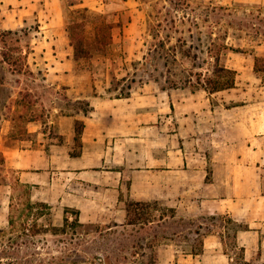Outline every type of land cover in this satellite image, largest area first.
<instances>
[{
    "label": "crops",
    "instance_id": "1",
    "mask_svg": "<svg viewBox=\"0 0 264 264\" xmlns=\"http://www.w3.org/2000/svg\"><path fill=\"white\" fill-rule=\"evenodd\" d=\"M206 1L264 8V0ZM67 7L100 12L113 8L117 13L113 28L127 34L132 43L139 42L146 29L147 10L141 0H0V30L33 28L30 18L38 28L30 44L43 52L47 82L43 87L55 95L64 90L67 100L90 104L86 114H61L55 119L3 115V167L15 170L19 181L29 185L32 201L62 210L74 208L83 223L125 222L126 201L142 200L165 204L175 213L186 209L192 219L199 212L228 216L238 225L236 246L228 236L231 227L210 221L201 253H178L168 242L157 247V264H232L237 258L228 252L229 245L241 247L250 264H264V101L252 99V83L215 92L203 86L144 84L128 96L103 95L101 73L77 66L69 36L60 35L66 32ZM125 9L129 16L121 22L117 17ZM3 51L0 65L6 64L10 74H20L22 70L3 59ZM23 55L26 59L28 51ZM256 56L243 52L245 62L229 68L250 75ZM1 76L0 87L5 86ZM15 88L12 109L27 92ZM38 88L28 92L36 97ZM77 121L82 129L78 142Z\"/></svg>",
    "mask_w": 264,
    "mask_h": 264
},
{
    "label": "rangeland",
    "instance_id": "2",
    "mask_svg": "<svg viewBox=\"0 0 264 264\" xmlns=\"http://www.w3.org/2000/svg\"><path fill=\"white\" fill-rule=\"evenodd\" d=\"M141 6L147 10L146 29L141 37L138 36L139 42L136 43H132L131 38L124 35L123 31L120 32V29L108 27L110 23H115L113 20L117 13L113 12V8L109 12L85 11L76 7H67L65 10L66 27L69 23V31L76 36L75 45H71L72 56L78 59L77 66L101 73L98 75V83H104L103 95L128 96L144 84L158 88L193 89L201 86L198 84L199 79L204 82L215 66L224 64L230 67L232 63L239 65L245 62L242 54L248 51L260 57L258 70L254 69L250 75L237 74L235 87L244 88L246 84L252 83V99L257 97L264 101L263 7H252L239 2L211 4V1L206 0H141ZM128 16L129 11L125 9L117 19L125 22ZM29 23L33 28L27 27L26 31L18 30L17 34L4 37L7 41L6 48H3L0 40V50H6L13 56L18 55L17 53L23 55L25 50L28 51L23 65L18 66L22 70L20 74H10L6 64L0 65V76L5 82V86L0 87V118L3 115H13L15 118L21 115L22 118L39 116L47 120L55 119L61 114H86L90 110L88 100L70 101L64 90H58V95H55V91L51 93V90L43 87L47 83L43 80L46 68L43 52L32 48V40L38 35V28L32 18ZM101 23H106V29L96 26ZM65 30L60 35L68 37L69 31ZM101 36H105L102 41ZM17 85L27 89L29 96L23 92V97L16 100V108L12 109ZM33 87H40L38 95L34 92L36 97L28 92ZM32 99L33 102H27ZM5 105L8 107L5 108ZM226 105L231 104L227 102ZM18 124L20 127L23 125L21 122ZM81 130V124L77 121L76 142L79 141ZM1 157L0 154V160ZM1 167L0 164V264H57L60 261L67 262L65 255L69 253H72L73 259L85 257V260L66 264H140L147 258V255L136 254V250L140 253L143 251L139 245L132 246L133 243L136 244L133 242L134 235L144 234V229L125 226V222L90 223L83 227L77 226L76 233L72 227H68L66 232H53L52 227L63 226L65 215H68L70 221L73 220L75 209L62 210L49 206L37 207L30 212L25 209L24 204L28 195L16 186L19 182L15 170ZM10 197L13 199L12 209L9 206ZM155 204L159 207L156 211L158 214L164 206L169 207L161 203ZM165 211L169 214L171 212ZM182 211L175 213V219L168 218V230L166 228L167 231H172L175 227L183 230L180 236L168 241L178 253L190 250L197 237L191 233L189 238H183L182 235L190 229L187 221L192 218L188 216L186 209ZM200 215V212L197 213L195 220L197 223H204L201 232H208L205 225L210 220L203 218L207 215ZM179 218L184 219V222L174 221ZM191 227L194 228V225ZM228 250L236 256L238 248H231L229 245ZM106 255L108 259L104 262Z\"/></svg>",
    "mask_w": 264,
    "mask_h": 264
},
{
    "label": "trees",
    "instance_id": "3",
    "mask_svg": "<svg viewBox=\"0 0 264 264\" xmlns=\"http://www.w3.org/2000/svg\"><path fill=\"white\" fill-rule=\"evenodd\" d=\"M169 2H172V0H168ZM85 11H88L90 9L88 8H82ZM99 16V15H98ZM102 17V16H99ZM121 23V22H120ZM119 23V24H120ZM69 24V23H68ZM67 24V31L70 30L69 25ZM99 29H104L105 27H107L106 23H101L96 25ZM113 26H115V23H110L109 24V28H112ZM106 29V28H105ZM21 31H26V28L21 29ZM18 30H7V31H3L0 30V40L3 42L4 46H7V41L4 39V37H6L7 35L10 34H17ZM69 39H70V44L71 45H75V39L76 36L69 31ZM105 38L101 36V41ZM109 39V38H108ZM19 39L17 38L16 41H18ZM111 40V38H110ZM102 44V42H101ZM235 50V49H234ZM238 50V49H236ZM18 55L13 56L11 55L9 52L7 51H3V59L9 63L13 69L16 70H21V65H23V61L25 60V56L22 55L21 53H17ZM260 61V57H255V70H258V63ZM22 63V64H21ZM20 66V67H18ZM237 71L233 68H229L224 64H219L217 66L214 67L212 73L210 76H208L207 78L204 79V82L198 81V84H200L201 86H203L205 89H207L210 92H215V91H219V90H224V89H229L231 87H234L236 84V78H237ZM78 137V134L75 136ZM3 161L4 158L1 157L0 160V164L2 165L1 168L3 167ZM17 182H19V185L17 188H21L23 190V193H26L27 196V201L24 203L26 205L25 209H28L30 212L37 207H49L48 204L44 203V202H39V201H32L30 200V187L29 185L22 183L19 181V179L17 178ZM16 188V187H15ZM14 188V189H15ZM10 203L9 206L12 209L13 207V199L10 197ZM157 202H152V201H142V200H129L126 205H125V209H126V218H125V226H137L138 229H144L145 233L144 234H138V235H134V240L133 242H135L136 244L132 246H138L139 248L142 249L143 251H137L136 250V254L138 255H142L145 256L147 255V258L143 261H141L140 264H157L158 258H157V250H156V246L162 244V243H168L169 240H173L175 237L180 236V234H182L183 230L181 229H177V227H175L172 231H167L168 230V218L171 217L173 219H175L176 214H175V210L171 207H166L164 206V209H162L160 211V213H156V211L159 210V207H157V205L155 204ZM165 209L167 211H171L170 214L167 213L165 211ZM67 210V209H66ZM65 210V211H66ZM73 220L70 221L68 215L64 216V223L62 227H52L53 228V232H66L68 227H72L73 228V232H77L76 231V227L80 226L83 227L85 225H88L90 223H83L79 220V213L78 211L75 209V211L73 212ZM206 219H209L210 221H224L226 223L227 227H231L232 228V233H229L228 236L231 239V245L232 246H236L235 244V233L237 230L238 225L235 223L234 220H232L230 217L228 216H224V215H207L206 217H203ZM10 220V225L13 224V220H12V216H10L9 218ZM177 223L180 222H184V219L179 218L177 220H174ZM187 223H189L188 229L184 235L183 238L187 239L189 238V235L191 233H194L197 237L192 245V248L190 249V253L192 254H199L203 251V237L207 234L206 232H201V229L203 228L202 223H197L195 219H190L187 221ZM151 224H155L154 226H152ZM194 225V228H192L191 226ZM167 228V230H166ZM88 234V232L86 233ZM148 252V253H147ZM76 255L79 256V253L76 252ZM72 253L66 254L65 257L67 258V262H73V263H77L79 261H84L85 257H80L77 260L71 258ZM133 256H135V254H133ZM63 257H60V260ZM236 261H234V263L232 264H250L249 262L244 260V256H243V249L241 247L238 248L237 254H236ZM81 259V260H80ZM106 259H108L107 255L104 258V262L106 261ZM67 262H63L60 261L57 264H66ZM110 264V263H107ZM112 264V263H111Z\"/></svg>",
    "mask_w": 264,
    "mask_h": 264
}]
</instances>
